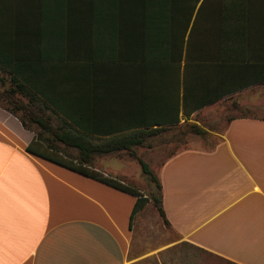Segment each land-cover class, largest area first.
Wrapping results in <instances>:
<instances>
[{
	"label": "crops",
	"instance_id": "1",
	"mask_svg": "<svg viewBox=\"0 0 264 264\" xmlns=\"http://www.w3.org/2000/svg\"><path fill=\"white\" fill-rule=\"evenodd\" d=\"M170 7L0 0V38L23 41L34 63L70 64L49 74L75 117L101 126L179 111L169 128L192 121L206 131L156 168L167 226L152 200L132 221L136 196L62 175L28 150L35 132L0 107V264H264V0H207L191 49L182 22L174 36ZM242 79L253 84L195 108ZM124 152L98 157L95 169L125 179L110 166L127 163Z\"/></svg>",
	"mask_w": 264,
	"mask_h": 264
},
{
	"label": "trees",
	"instance_id": "2",
	"mask_svg": "<svg viewBox=\"0 0 264 264\" xmlns=\"http://www.w3.org/2000/svg\"><path fill=\"white\" fill-rule=\"evenodd\" d=\"M201 1L170 0L174 36L180 37L182 22L183 37L185 38L187 30L190 33V49L193 44L199 13L205 9L207 0H203L198 8ZM221 47L227 52L229 41L227 39L221 40ZM23 52L24 45L20 39L0 38V68L9 74V87L2 97L0 96V100H4L1 106L17 116L25 128L35 132V137L28 145V150L84 176L136 196L137 201L132 212V221L151 200L154 201L165 224L169 226L170 223L163 208L162 183L150 164L139 155L138 148L150 147V138L169 129L167 124L179 123V111L174 119L168 121L125 120L117 122L105 120L102 121L101 126L98 125V122L77 118L74 115L73 105L61 102L63 95L66 97L67 93L63 88L52 83V77L49 74L60 67L65 68L64 64H70L34 63L31 57L24 56ZM227 58L220 62H227ZM241 62L243 63V60ZM37 67H39V73ZM63 72L65 71L61 70L59 73ZM40 74L43 79L39 78ZM48 77L50 79H46ZM251 84H253L252 80L242 79L237 85L223 91L220 96L203 101L197 104L195 108L216 102L227 94L239 92ZM20 97L26 98L27 103L23 102ZM188 99L189 96L185 91L183 96L185 113L191 116L193 111L187 110ZM50 114L55 115L57 119ZM190 129L196 134L205 135L206 133L203 128L195 123L190 125ZM65 149L76 150L77 156L75 158L67 157ZM122 151L139 161L144 174L155 183L156 192L147 195L140 189L127 185L121 179L105 175L95 169V161L98 157Z\"/></svg>",
	"mask_w": 264,
	"mask_h": 264
},
{
	"label": "rangeland",
	"instance_id": "3",
	"mask_svg": "<svg viewBox=\"0 0 264 264\" xmlns=\"http://www.w3.org/2000/svg\"><path fill=\"white\" fill-rule=\"evenodd\" d=\"M9 74L3 71L0 68V96L2 97L5 90L9 87L8 81ZM5 79V80H4ZM20 99L27 103L26 98L20 97ZM3 99L0 100V107L1 103H3ZM3 108V107H2ZM4 109V108H3ZM6 110V109H5ZM239 112H241L239 110ZM238 112V113H239ZM53 118H56L55 115L50 114ZM57 119V118H56ZM191 122H187L182 124L178 127H171L167 129V131L162 132L161 134L150 138L151 146L150 147H140L138 148L139 155L147 161L153 171H156L158 165L164 161L165 158L173 154L176 150L183 148L184 146H190L193 144L201 143V140L206 138L204 135L196 134L190 129ZM35 128V127H34ZM36 129V128H35ZM204 143V140L202 141ZM209 144L208 142H205ZM65 154L67 157L75 158L77 156V151L73 149H65ZM122 159H124L127 163H122L121 161H117V163H111L110 166L116 170H120L123 174L122 177L119 178L124 181L127 185L140 189L143 193L150 195L152 192H156L157 188L155 183L152 182L143 172L142 166L138 160L131 157L130 154L127 152L119 154ZM107 162V161H104ZM115 164V165H114ZM62 175L66 174L69 176L83 178L81 174L77 173L74 170L69 168L60 166ZM108 174L114 175L115 171L107 170ZM109 176V175H108ZM116 175H114L115 177ZM113 177V176H112ZM118 178V177H117ZM154 203V201H153ZM156 207L155 203L149 208ZM156 209H158L156 207ZM158 211V210H157Z\"/></svg>",
	"mask_w": 264,
	"mask_h": 264
}]
</instances>
